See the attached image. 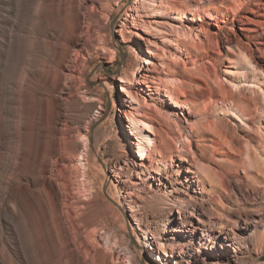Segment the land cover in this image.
<instances>
[{"label": "rangeland", "instance_id": "rangeland-1", "mask_svg": "<svg viewBox=\"0 0 264 264\" xmlns=\"http://www.w3.org/2000/svg\"><path fill=\"white\" fill-rule=\"evenodd\" d=\"M132 1H89V9L81 10L79 39L70 51L62 85L56 93L62 108L58 123V141L62 148L53 158L51 176L58 177L62 211L65 214L68 209L76 219L82 220L79 223L80 238L92 241L95 237L97 246L106 249L101 252L102 257H98L101 264H129L128 261L130 264H264V239L262 243H257V236H264V207H257L259 211L252 207L257 213L251 209L254 201H264V113L252 106L251 129L241 128L233 118L227 117L225 120L230 127L223 133L220 120L223 95L219 90L232 86L233 79L222 70L234 69L229 61H233L230 59L237 52L235 40L247 41L246 35L251 32L240 29V16L244 14L253 18L249 7L264 3V0H169L171 7L162 5L160 0H147V7L138 11L146 23L140 22L136 29L131 27L130 20H125L124 8L120 6ZM239 2H244V10L237 7ZM88 10L89 17L86 16ZM55 17L60 23L62 17L59 11ZM121 21L128 25L126 42L122 41L117 31ZM246 26L257 27L252 23ZM182 28L188 31L187 39H182ZM135 30L139 36L132 33ZM216 37H220L222 42L217 44ZM252 47L255 49V45ZM135 50L151 62L144 63L148 67L145 73L163 81L173 77L181 86L180 99L188 106L170 102L165 88L160 84L161 88L157 91H149L151 95L144 94L148 103H142L140 111L149 114L147 120L174 144L172 159L181 163L180 173L193 176L196 193L184 190L181 184H177L179 193H176L170 181L155 173V164L149 160L147 164L150 165L151 174L133 167V161L137 159V141L131 137L126 117L118 109L127 107L125 99L130 102L122 91L126 84L121 82L120 75L137 65L143 66L141 60L135 59ZM256 54L264 60V53L256 51ZM10 76L16 83L17 78ZM34 82V85L25 88L30 94L26 93L23 97L27 109L21 112L24 127L20 130L21 137H38L42 126L40 90L44 89V84L41 76ZM15 83L8 86L11 92L18 90ZM244 86H240L242 95H254ZM132 91H136V88H132ZM89 92L100 98L101 102L87 98L85 94ZM136 105L139 106L138 103ZM12 118L8 117L11 125L18 120ZM126 134L132 138L130 143L125 139ZM81 135H85L88 141L84 175L77 161L78 153L83 149L84 136ZM150 135L154 137L151 132ZM186 135L190 145L186 150L179 149ZM245 140L257 151V172L246 164L239 166L228 183L229 189H232L230 195L225 191L220 192L214 176L209 182L208 178L205 179L207 183L203 188L196 163H202L211 171L226 169L228 161L238 163L239 157L236 156L244 154L247 148L244 146ZM180 154L185 155L188 161H182ZM164 156L169 159L170 153ZM96 159L107 161L108 166L120 163L123 167L121 178L115 177L111 170L109 174L118 190L116 197L121 200L129 223L138 233L139 239L136 241L144 252L143 257L135 251V237L124 233L119 221L108 212L100 198H92L96 189ZM172 159L168 161L170 168ZM126 163L136 170L126 169ZM186 166L195 172L187 173ZM251 173L256 174L254 183L245 179V175ZM159 177L166 185L158 181ZM177 194L184 197L186 203V222L182 231H176L180 221L176 204L170 203L169 208L165 209L161 202L165 195L168 200H176L177 203ZM243 199L247 200L245 206H242ZM130 203L139 204L140 210L130 211ZM132 213L140 219L139 223ZM95 228L98 230L91 236ZM154 231H158L159 236ZM107 236L112 243L110 250L105 242ZM158 241L163 244L161 249L158 248ZM173 242L182 244L175 252L167 248L168 243ZM84 259L89 264L90 258L85 255Z\"/></svg>", "mask_w": 264, "mask_h": 264}, {"label": "bare ground", "instance_id": "bare-ground-1", "mask_svg": "<svg viewBox=\"0 0 264 264\" xmlns=\"http://www.w3.org/2000/svg\"><path fill=\"white\" fill-rule=\"evenodd\" d=\"M89 1L95 2V0H0V264H88L84 259L85 255L90 258L89 264H101L98 257H102L101 252L106 251V249L97 246L98 240L95 237L92 241L87 240L88 238H80L82 234L79 223L82 220L76 219L68 209L64 214L61 191L57 184L58 177L52 178L51 176L53 158L62 148L58 141V123L62 108L56 93L61 88L64 68L67 66L70 51L79 39L81 10L89 9ZM160 2L162 5L171 7L169 0H160ZM147 3V0H133L131 4L120 5L124 8L123 15L125 20H130L131 27L136 29L140 22L146 23L140 18L142 15L138 11L147 7ZM237 7L244 10V2H239ZM57 11L62 17L60 23L56 21ZM249 11L253 13V18L243 14L238 20L242 25L240 29L251 31L246 35L247 41L235 40L234 45L237 52L235 51L233 59L229 58L234 61H229L230 67L234 69L224 68L222 70L233 79L230 88L227 87V89L224 86L223 89H219L223 95L220 107L223 112V115L220 116L223 133L227 132L230 127L225 120L227 117L233 118L239 127L251 129L252 125L249 122L252 121V116H250L252 106L257 110L260 109L262 114L264 113V60L256 54V51L259 54L264 53V3H255L254 6L249 7ZM86 16H90L89 10ZM247 23L255 24L257 27H247ZM127 26V22L121 21L117 30L123 42H126L128 37L126 36ZM88 31L89 26L86 33ZM180 31L182 39L183 37L187 39L188 31L184 28ZM132 33L140 35L136 30ZM216 42L218 44L222 42V39L216 37ZM115 44L118 46L116 39ZM252 45H255V49ZM111 50L115 52L114 48ZM134 55L136 60H141L143 66L137 65L120 75L119 79L121 82H125L124 85L126 84L125 87H122V91L130 99V102L128 103V99H125L127 107L118 109L126 117L127 130L131 137L133 136L137 141L135 149L137 159L133 161V167H139V170L151 174L150 165L147 164V160H149L155 164V173L170 181L176 193H179L177 184H181L186 191L192 190L196 193L193 176L180 173L181 163L172 159L171 153L174 144L172 145L168 137L156 130L155 126L147 120L149 114L140 111L141 104L148 103L144 94L151 95L149 91L152 89L157 91L161 88L160 84L165 88L166 96L170 102L188 106L180 99L181 86L173 77L163 81L145 73L144 71L148 67H145L144 63L150 64L151 62L147 57H143L138 50L134 51ZM161 63L164 64V61ZM248 71L251 74L248 75ZM10 75L17 78L16 83ZM39 76L44 84V89L40 90L42 126L39 129L38 137L35 138L34 135L28 138L21 137L20 130L24 128L21 124V112L27 109L23 97L26 93L30 94L25 91V88L34 85V81L38 80ZM14 83L18 90L11 92L8 86ZM241 85H245L254 95H250V97L242 95ZM134 87L136 91H132ZM233 89L235 90L233 91ZM103 90L107 91L104 87ZM85 96L101 102V99L96 98L92 92ZM260 99H262L261 102ZM30 100L32 101L33 98L30 97ZM11 105H15V107H11ZM8 117H16L18 120L11 125ZM220 120L219 122H221ZM29 129L31 130V128ZM150 132L154 135L153 138ZM130 135H125V139L129 143L132 141ZM81 136H84L82 137L83 149L78 153L79 160L77 161L84 175L87 167L85 156L88 141L85 135ZM189 141L190 139L186 135L185 140L178 148L186 150V147L190 145ZM245 141L244 146L247 148L242 149V153L245 151L243 155L236 156L239 157L238 163L236 161L233 164L228 161L226 169L211 171L212 169L209 170L206 166H202V163H196L203 188L206 187L205 183L210 181L211 176H214L217 178L220 192L225 191L230 195L232 189H229L228 183L231 177L236 174L239 166L246 164L247 167L257 172L259 168L257 151L255 152L250 142H247L248 140ZM168 152L170 153L169 159H172L173 164L171 168L168 167L169 159L164 156ZM180 157L182 161L187 160L185 155L180 154ZM96 160V189L92 198H100L108 212L119 221L124 233L135 237V251L138 256L143 257L144 252L136 241L139 239L138 233L129 223L121 200L116 197L118 190L109 174L111 170L115 177L121 178L123 167L120 163L108 166L107 161ZM126 166L129 171L136 170L129 163H126ZM185 171L187 173L195 172L189 166H186ZM254 176L256 177V174L251 173L245 175V179L254 183ZM207 178L209 180L205 182ZM157 179L166 185L161 177ZM239 182L241 183L242 180ZM254 189H258V187H254ZM163 191L165 194V188ZM176 199L177 203L176 200H168L164 195L161 201L162 208L168 209L170 203L176 204L180 220L176 225V231H182V226L186 222L184 214L186 203L184 197L178 194ZM246 201L243 199L242 206H245ZM129 206L132 212L140 207L139 204L131 203ZM260 206L264 207V201L262 203L254 201L251 204V209H257ZM132 215L139 223L140 219L137 215L135 213ZM168 217L167 214L166 219ZM172 229L170 228V230ZM97 230L95 228L91 236ZM153 233L159 236L158 231ZM108 236L105 242L110 250L112 243ZM263 239L264 236L259 234L257 243H262ZM168 245L167 248L172 252H175L178 246H182L177 242L168 243ZM162 246L163 244L158 241V248L161 249ZM128 263L130 264V261Z\"/></svg>", "mask_w": 264, "mask_h": 264}]
</instances>
